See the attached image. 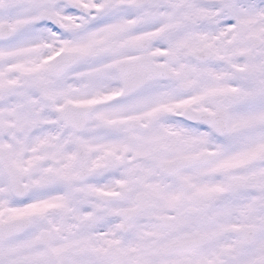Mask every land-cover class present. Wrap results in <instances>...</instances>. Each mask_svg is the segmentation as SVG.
<instances>
[{"label":"snow or ice","instance_id":"snow-or-ice-1","mask_svg":"<svg viewBox=\"0 0 264 264\" xmlns=\"http://www.w3.org/2000/svg\"><path fill=\"white\" fill-rule=\"evenodd\" d=\"M0 264H264V0H0Z\"/></svg>","mask_w":264,"mask_h":264}]
</instances>
